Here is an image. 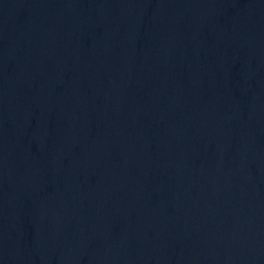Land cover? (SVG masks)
<instances>
[{
  "label": "water",
  "instance_id": "95a60500",
  "mask_svg": "<svg viewBox=\"0 0 264 264\" xmlns=\"http://www.w3.org/2000/svg\"><path fill=\"white\" fill-rule=\"evenodd\" d=\"M0 264H264V0H0Z\"/></svg>",
  "mask_w": 264,
  "mask_h": 264
}]
</instances>
